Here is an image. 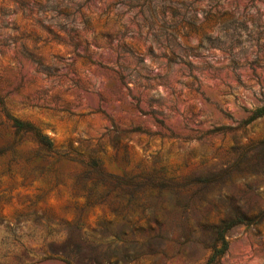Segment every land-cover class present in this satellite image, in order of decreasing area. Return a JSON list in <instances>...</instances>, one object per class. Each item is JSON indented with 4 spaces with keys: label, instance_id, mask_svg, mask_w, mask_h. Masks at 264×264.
<instances>
[{
    "label": "rangeland",
    "instance_id": "1",
    "mask_svg": "<svg viewBox=\"0 0 264 264\" xmlns=\"http://www.w3.org/2000/svg\"><path fill=\"white\" fill-rule=\"evenodd\" d=\"M262 108L264 0H0V264H264Z\"/></svg>",
    "mask_w": 264,
    "mask_h": 264
},
{
    "label": "trees",
    "instance_id": "2",
    "mask_svg": "<svg viewBox=\"0 0 264 264\" xmlns=\"http://www.w3.org/2000/svg\"><path fill=\"white\" fill-rule=\"evenodd\" d=\"M263 112H264V108L258 110L253 115V117L258 116ZM7 117L11 121V126L14 128L16 132L32 134L37 145L42 149L50 150L53 148L52 141L48 137L44 136L34 125H32V123L10 117V115H7ZM218 236H219L218 239L220 240L221 246L218 247L217 245H215L212 248L211 254L209 255V257L206 259V261L203 264L217 263L219 257L226 250L228 242L223 235V231L218 232Z\"/></svg>",
    "mask_w": 264,
    "mask_h": 264
}]
</instances>
